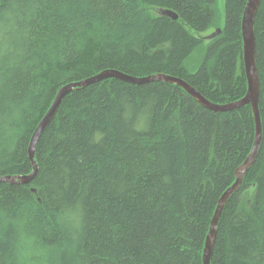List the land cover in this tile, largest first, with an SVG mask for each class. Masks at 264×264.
Returning a JSON list of instances; mask_svg holds the SVG:
<instances>
[{"label":"trees","instance_id":"trees-1","mask_svg":"<svg viewBox=\"0 0 264 264\" xmlns=\"http://www.w3.org/2000/svg\"><path fill=\"white\" fill-rule=\"evenodd\" d=\"M246 3L224 0L221 15L219 0H0V176L32 173L30 141L59 89L104 70L177 77L215 104L243 98ZM254 30L262 143L211 264H264V0ZM254 140L250 105L212 112L167 82L75 88L41 137L35 179L0 182V264H203Z\"/></svg>","mask_w":264,"mask_h":264},{"label":"water","instance_id":"water-1","mask_svg":"<svg viewBox=\"0 0 264 264\" xmlns=\"http://www.w3.org/2000/svg\"><path fill=\"white\" fill-rule=\"evenodd\" d=\"M260 4H261V0H247L242 16L241 34H242V42H243V64H244V72L247 80V93L243 98L225 105L215 104L209 101L207 98H205L196 89L191 87L186 81L177 77L168 76L164 74H155L146 77H135L122 73L117 70H104L88 79L82 80L80 82L69 83L59 89L54 101L52 102L45 116L43 117V119L40 121L39 125L35 129L30 141L28 156L31 165L33 167L32 173L26 176H5V177L0 176V182H7L10 184H28L35 179V177L38 174V165L35 159V155L41 137L45 132V130L48 128V126L51 124L65 97L68 94H70L75 88L87 87L89 85L101 82L109 78L118 79L137 86H143L153 82H167L178 85L179 87L184 89L202 107L212 112H220V113L230 112V111L238 110L247 105H250L255 122L254 145L250 155L247 157L245 162L236 170L235 182L223 193V195L218 201V205L215 210L213 219L211 221L210 230L203 251V264H211V257L213 254L215 240L217 237V228L222 213L224 211V208L227 202L229 201V199L242 186L244 177L247 175L248 171L256 161L262 143L263 133H262L261 113L259 109L261 88H260V79H259L258 68L256 63V36L254 30L255 19ZM158 14L163 16H168L174 20L178 19V15L171 10H161ZM219 34H221V30L217 29L214 33L204 36V39L206 41H210L216 38ZM32 191L34 192L35 190L33 189Z\"/></svg>","mask_w":264,"mask_h":264},{"label":"rangeland","instance_id":"rangeland-1","mask_svg":"<svg viewBox=\"0 0 264 264\" xmlns=\"http://www.w3.org/2000/svg\"><path fill=\"white\" fill-rule=\"evenodd\" d=\"M223 9H224V0H219V10H220V14L223 15ZM215 32V29H211L209 30L207 33H204V34H212ZM205 46L206 45H203L198 51H196L194 53V55L192 56V59H191V65H192V69L193 71H196L200 64H201V60L203 58V54H204V50H205Z\"/></svg>","mask_w":264,"mask_h":264},{"label":"bare ground","instance_id":"bare-ground-1","mask_svg":"<svg viewBox=\"0 0 264 264\" xmlns=\"http://www.w3.org/2000/svg\"><path fill=\"white\" fill-rule=\"evenodd\" d=\"M177 14V13H176Z\"/></svg>","mask_w":264,"mask_h":264}]
</instances>
